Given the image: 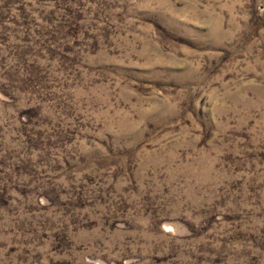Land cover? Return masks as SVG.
Returning a JSON list of instances; mask_svg holds the SVG:
<instances>
[{
  "label": "rangeland",
  "instance_id": "1",
  "mask_svg": "<svg viewBox=\"0 0 264 264\" xmlns=\"http://www.w3.org/2000/svg\"><path fill=\"white\" fill-rule=\"evenodd\" d=\"M0 264H264V0H0Z\"/></svg>",
  "mask_w": 264,
  "mask_h": 264
}]
</instances>
